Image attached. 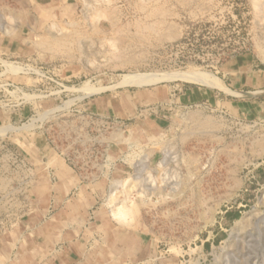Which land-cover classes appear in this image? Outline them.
Returning a JSON list of instances; mask_svg holds the SVG:
<instances>
[{
    "label": "rangeland",
    "instance_id": "rangeland-1",
    "mask_svg": "<svg viewBox=\"0 0 264 264\" xmlns=\"http://www.w3.org/2000/svg\"><path fill=\"white\" fill-rule=\"evenodd\" d=\"M263 7L0 0V264H74L76 249L93 259L102 251L107 264H235L230 254L264 264V222L246 234L247 261L233 234L242 216L264 215V117L230 80L243 57L264 70ZM194 69L228 91L178 79L117 84L126 74ZM196 86L213 97L171 103ZM152 172L167 191L146 200L132 191L136 214L116 222L108 194Z\"/></svg>",
    "mask_w": 264,
    "mask_h": 264
},
{
    "label": "bare ground",
    "instance_id": "bare-ground-1",
    "mask_svg": "<svg viewBox=\"0 0 264 264\" xmlns=\"http://www.w3.org/2000/svg\"><path fill=\"white\" fill-rule=\"evenodd\" d=\"M7 32H9V30H7ZM63 38H65V37H63ZM55 39H57V41H59L58 38L55 37ZM262 52H263L262 54L264 55V48L262 49ZM171 79H178V80H182V81L189 82V83H194V84H199V85L201 84V85H205V86H209V87H215V88H218L221 90H227L228 91L227 87L224 86L223 82L216 75H214L213 73L200 71V70H196V69L189 70V71H175V72H169V73H167V72L163 73L162 72V73H136V74H128V75L126 74L125 77H123V79L121 80V82L117 83V84L120 86V84L128 83V84L140 86V85L151 84V83H156L159 81L171 80ZM118 85H116V86H118ZM86 88H87L86 93H88V94L96 93L100 90V88H98V87H90L89 86ZM196 117H197V114H194L193 116L191 115L192 119H194ZM204 120L207 121L208 119H204ZM204 125H205V123H204ZM0 131H2V129ZM125 139H126V137H125ZM168 149H166V147H163V149H162V150H164V152L166 154L165 156H169L171 153V152H169ZM176 152H177V150H176ZM144 157H146L145 161H143L145 163L148 159H150L151 154L147 153V156L145 155ZM143 162L140 163V166H142V167L147 166ZM165 162L166 161H163L162 164H164ZM174 163H176V162H174ZM162 166L163 165H161V167ZM148 175L149 176L142 179L141 173H139L132 180L123 182V189L120 192L118 190H116V188H115L114 191H111L108 194V197L106 200L107 205L110 207V211H111L110 213L113 216L112 218H114V220L116 222H118L122 225L128 224L131 222L130 217H132L134 214H136L135 208L137 207V203L135 201H133L132 199H130V194L132 191L135 190L137 194H139L140 196H143L142 200H146L145 198L147 197V195L150 196V195L164 194L167 191L169 185H167L166 187H164L162 185H157V183H159V182H156V179L158 178V176L156 177L154 172L148 173ZM146 180L148 181V184H145ZM155 182H156V184H155ZM165 182H166V180H165ZM176 185H178V184H176ZM172 190H174L173 187H172ZM164 198H165V196H164ZM259 215H257V217H255V218H258L256 221H254V222L251 221L253 223L252 229L247 228L248 227L247 225L251 224V222L249 223L250 220L247 217V215L242 216L234 224L235 229H237L239 231L238 233H233L234 237L236 238V243H238V245L241 244L240 246H238L236 255H238V253H240L242 255V258L245 259V261H247V258H246L247 256H245V255L246 254L249 255V252L251 251V249L253 247V245L251 244V241H250L251 239L247 240L246 234L253 236V235H251L252 230H258V229H260V227H262L261 225L264 222V215H260V216ZM240 234H243L242 235L243 237L242 236L240 237L239 236ZM259 234H261V233H259ZM244 235H246V236H244ZM240 248H241V250H240ZM230 258H232V260L235 262V264H240V261L237 260L238 258L234 254L233 255L230 254Z\"/></svg>",
    "mask_w": 264,
    "mask_h": 264
},
{
    "label": "crops",
    "instance_id": "crops-1",
    "mask_svg": "<svg viewBox=\"0 0 264 264\" xmlns=\"http://www.w3.org/2000/svg\"><path fill=\"white\" fill-rule=\"evenodd\" d=\"M245 59V60H244ZM247 57L240 58L236 61L237 63V69L233 73V76L231 77V84L233 88L243 90L242 88H248V92L250 93L249 99H250V106H249V112L252 113L253 110L259 108V110H256L257 115H263L264 117V70L258 68L257 66H253V62L249 60ZM238 70H240L238 72ZM239 92L238 90H236ZM171 103H177L178 100H180L182 103L185 104H196L198 102H205L209 101L210 98L213 97V93L209 88L205 87H186L183 89V92L178 95H174ZM263 98V104L257 103L258 99ZM254 110V111H255ZM83 228V229H82ZM85 226H81L79 228H76L74 231L75 240L74 244H81V239H85ZM82 229V231H81ZM87 238V237H86ZM87 240V239H86ZM84 251V250H83ZM83 251L80 249L75 250V263L74 264H107L106 262H103V257H105L107 254H101L100 251L96 250V257L93 259L87 254V251L83 254ZM115 256L111 258V261H113ZM71 258V257H70ZM115 264V263H111Z\"/></svg>",
    "mask_w": 264,
    "mask_h": 264
}]
</instances>
